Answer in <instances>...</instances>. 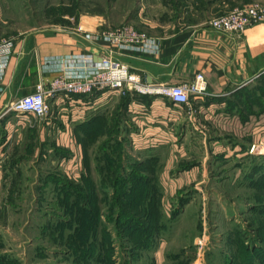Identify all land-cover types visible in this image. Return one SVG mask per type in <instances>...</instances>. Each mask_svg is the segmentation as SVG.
Segmentation results:
<instances>
[{"label":"crops","instance_id":"obj_1","mask_svg":"<svg viewBox=\"0 0 264 264\" xmlns=\"http://www.w3.org/2000/svg\"><path fill=\"white\" fill-rule=\"evenodd\" d=\"M117 1L89 5L80 0L72 26L31 27L0 36V43L7 40L13 45L0 75V160L11 143L23 137L53 153L49 158L56 171L62 160L72 159L73 167H81L77 129L102 118L116 101L117 123L127 130L134 154L144 157L140 164L169 169L172 179L183 180L176 189L184 201L177 207L178 214L195 199L190 197L194 190L198 197L203 189L208 194V184L225 178L239 189L244 187V192L252 182L264 192V18L243 33L230 35L211 29L208 23L212 16L243 7L246 1L135 0L132 13L127 17L120 13L114 21L109 11ZM124 28L147 36L141 51L114 53L142 81L171 86L190 83L202 74L207 95L178 106L160 97L124 99L107 91L90 96L58 91L47 98L48 113L43 118L8 111L33 93L37 84L48 90L67 69L89 71L110 52L100 33ZM254 144L261 152L249 154ZM216 191L217 198L224 199ZM1 193L2 180L0 201ZM252 195L251 191L248 197ZM239 196L243 194L233 199ZM252 207L251 201L238 203V213L247 214Z\"/></svg>","mask_w":264,"mask_h":264},{"label":"rangeland","instance_id":"obj_2","mask_svg":"<svg viewBox=\"0 0 264 264\" xmlns=\"http://www.w3.org/2000/svg\"><path fill=\"white\" fill-rule=\"evenodd\" d=\"M79 1L0 0V36L72 26ZM243 1L264 5V0ZM134 2L118 0L108 10L110 18L129 16ZM119 114L115 101L102 118L77 129L81 167L62 160L56 171L48 148L23 137L11 143L0 160V264H247L250 253L244 254L238 241L264 240V218L238 213V203H262L261 186L244 192L226 178L211 182L208 194L203 189L198 197L194 190L195 199L178 214L183 180L172 179L169 169L140 164L144 157L131 149ZM238 194L242 198L234 200ZM245 218L253 230L243 224Z\"/></svg>","mask_w":264,"mask_h":264},{"label":"built area","instance_id":"obj_3","mask_svg":"<svg viewBox=\"0 0 264 264\" xmlns=\"http://www.w3.org/2000/svg\"><path fill=\"white\" fill-rule=\"evenodd\" d=\"M263 18L264 5L253 4L214 17L208 26L221 33L239 35ZM100 38L108 44L110 52L99 63L92 65L89 71L82 73L67 69L63 76L51 82L48 90L43 83L37 84L33 93L14 102L8 111L43 118L48 113L47 98L58 91L81 96H90L95 91H107L118 96L131 94L133 97H160L178 106L189 105L192 97L207 95V83L202 74H197L190 83L179 85L149 83L142 81L138 74L131 72L125 63L115 57L117 51H141L148 40L145 34L124 28L100 33ZM12 46L11 41L0 43V75L12 52ZM261 144L264 145V140ZM260 152L258 144L252 145L248 151L249 154Z\"/></svg>","mask_w":264,"mask_h":264},{"label":"trees","instance_id":"obj_4","mask_svg":"<svg viewBox=\"0 0 264 264\" xmlns=\"http://www.w3.org/2000/svg\"><path fill=\"white\" fill-rule=\"evenodd\" d=\"M129 98V97H128ZM264 172V171H263ZM263 177H264V173H263ZM250 186H258V184H256L255 182H252V183H250ZM259 187V186H258ZM259 199H262L261 201H262V203H260V204H258V205H255V206H253L250 210H249V212H248V214L251 212V214L252 215H255V216H260V217H262V218H264V194H262V196L261 197H259ZM184 201L183 200H181V204L183 203ZM262 221H263V219H262ZM245 223V225H246V228H248V230L249 229H252L253 230V227H252V223H250L249 221H248V219H246L245 218V221L243 222V224ZM238 225V224H237ZM255 229V228H254ZM242 230H246V229H242ZM255 230H257V229H255ZM260 231H262V227H261V230ZM240 232V231H239ZM242 232H244V231H242ZM258 232V231H257ZM241 235V234H240ZM259 236V235H258ZM261 236V235H260ZM262 238V237H261ZM233 241H235V240H233ZM249 242H248V244L247 245H245V243H244V241H242L241 240V242L240 241H238L239 242V245H240V249H242L243 248V250H242V252H244V254H248V252L250 253L249 254V257H248V260L246 261V260H244V263H247V264H257L258 263V261H256L254 258H256V259H258L259 260V262H264V240L263 239H249L248 240ZM249 248H252V250H250ZM256 250V251H255ZM251 251V252H250ZM252 251L254 252H257V255L255 254L254 255V257L252 256L253 255V253H252ZM246 254V255H247Z\"/></svg>","mask_w":264,"mask_h":264}]
</instances>
